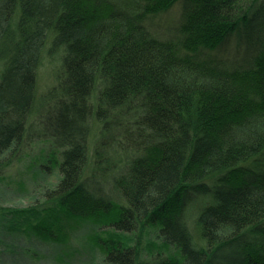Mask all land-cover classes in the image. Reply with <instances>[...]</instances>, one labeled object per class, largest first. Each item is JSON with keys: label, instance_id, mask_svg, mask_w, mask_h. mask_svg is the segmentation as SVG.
Returning <instances> with one entry per match:
<instances>
[{"label": "trees", "instance_id": "trees-1", "mask_svg": "<svg viewBox=\"0 0 264 264\" xmlns=\"http://www.w3.org/2000/svg\"><path fill=\"white\" fill-rule=\"evenodd\" d=\"M40 141L104 264H264V0H0V176Z\"/></svg>", "mask_w": 264, "mask_h": 264}, {"label": "rangeland", "instance_id": "rangeland-1", "mask_svg": "<svg viewBox=\"0 0 264 264\" xmlns=\"http://www.w3.org/2000/svg\"><path fill=\"white\" fill-rule=\"evenodd\" d=\"M179 7L162 14L163 22L173 25ZM51 75V68L42 69L40 94L52 86ZM50 154L48 144L30 143L0 176V264H104L106 249L132 245L129 241L135 235L116 233L101 215L77 214L58 200H49L45 191L54 190L60 176L52 168L43 174L36 167L51 166ZM150 230L143 239L144 260L150 259L149 252L158 244L155 229Z\"/></svg>", "mask_w": 264, "mask_h": 264}]
</instances>
